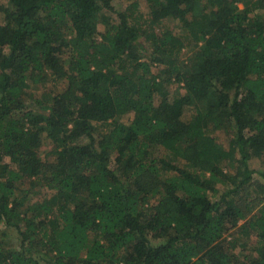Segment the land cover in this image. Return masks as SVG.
Instances as JSON below:
<instances>
[{
	"label": "trees",
	"instance_id": "1",
	"mask_svg": "<svg viewBox=\"0 0 264 264\" xmlns=\"http://www.w3.org/2000/svg\"><path fill=\"white\" fill-rule=\"evenodd\" d=\"M0 264H264V0H0Z\"/></svg>",
	"mask_w": 264,
	"mask_h": 264
},
{
	"label": "rangeland",
	"instance_id": "2",
	"mask_svg": "<svg viewBox=\"0 0 264 264\" xmlns=\"http://www.w3.org/2000/svg\"><path fill=\"white\" fill-rule=\"evenodd\" d=\"M141 10L142 11H146L147 10V7H146V4H145V2H143V1H141ZM99 28L100 29H102L103 27H102V25H100L99 26ZM103 30V29H102ZM184 34V33H183ZM144 45V47H148L147 46V44H143ZM149 54V51H146V55H148ZM187 53H182L181 54V57H183V56H185ZM168 88L170 89V90H172L174 93H177L178 92V90H179V84L177 83V82H170L169 84H168ZM43 89H45L44 88V86H39V87H35L34 88V91L35 92H38V93H40ZM131 116H132V113H129V114H127V115H125V116H123V118L124 119H129V118H131ZM98 129H103L102 127V125L101 124H99L98 126ZM214 136H215V139H216V142L217 143H219L220 145H222V146H224V147H227V141L225 140V135H224V132H223V130L222 129H218V130H216L215 131V133H214ZM42 149H43V151H45V150H48L49 148H50V143H48L47 141H45L44 142V145L41 147ZM249 165H250V167L251 168H253V169H259V168H261L262 167V159L260 160V159H258V158H252L251 160H250V162H249ZM226 166H228V165H226ZM230 166H228V168H229ZM232 168V167H231ZM231 168H229V169H231ZM220 190H222V187L220 188ZM12 236H11V238H13L12 239V242L14 243V242H16L15 241V239H16V234H15V232H13L12 234H11Z\"/></svg>",
	"mask_w": 264,
	"mask_h": 264
}]
</instances>
